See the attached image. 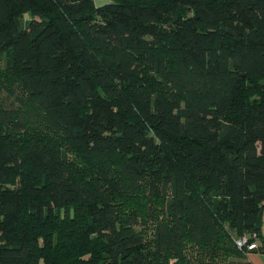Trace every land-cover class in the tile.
<instances>
[{
	"label": "trees",
	"instance_id": "trees-1",
	"mask_svg": "<svg viewBox=\"0 0 264 264\" xmlns=\"http://www.w3.org/2000/svg\"><path fill=\"white\" fill-rule=\"evenodd\" d=\"M0 86V264L264 254V0H0Z\"/></svg>",
	"mask_w": 264,
	"mask_h": 264
},
{
	"label": "crops",
	"instance_id": "crops-1",
	"mask_svg": "<svg viewBox=\"0 0 264 264\" xmlns=\"http://www.w3.org/2000/svg\"><path fill=\"white\" fill-rule=\"evenodd\" d=\"M248 258L252 264H264V254L259 252H249Z\"/></svg>",
	"mask_w": 264,
	"mask_h": 264
},
{
	"label": "built area",
	"instance_id": "built-area-1",
	"mask_svg": "<svg viewBox=\"0 0 264 264\" xmlns=\"http://www.w3.org/2000/svg\"><path fill=\"white\" fill-rule=\"evenodd\" d=\"M236 242H237V245H238L239 248H242L244 246H248V249L252 250V249H254V248L257 247V242H251V243H249V238L246 237V236L245 237L238 238L236 240Z\"/></svg>",
	"mask_w": 264,
	"mask_h": 264
},
{
	"label": "rangeland",
	"instance_id": "rangeland-1",
	"mask_svg": "<svg viewBox=\"0 0 264 264\" xmlns=\"http://www.w3.org/2000/svg\"><path fill=\"white\" fill-rule=\"evenodd\" d=\"M25 19L28 20L30 19V14H26L25 15ZM11 96L9 95V93L6 91L5 88H2L0 86V103H10L11 101Z\"/></svg>",
	"mask_w": 264,
	"mask_h": 264
},
{
	"label": "water",
	"instance_id": "water-1",
	"mask_svg": "<svg viewBox=\"0 0 264 264\" xmlns=\"http://www.w3.org/2000/svg\"><path fill=\"white\" fill-rule=\"evenodd\" d=\"M97 7H102L104 5L110 4L111 0H95Z\"/></svg>",
	"mask_w": 264,
	"mask_h": 264
}]
</instances>
